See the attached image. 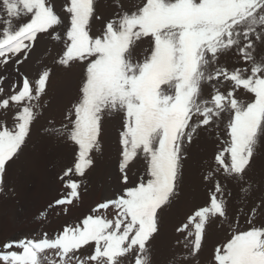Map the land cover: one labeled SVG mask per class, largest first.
Instances as JSON below:
<instances>
[{"label":"snow or ice","instance_id":"1","mask_svg":"<svg viewBox=\"0 0 264 264\" xmlns=\"http://www.w3.org/2000/svg\"><path fill=\"white\" fill-rule=\"evenodd\" d=\"M120 7L93 35V21L101 20L95 0H66V27L51 0H0V66L10 59L22 64L46 35L62 44L59 65L85 69L67 123L45 129L75 146L74 162L60 177L68 191L49 208L79 201L81 182L73 177H84L93 166L105 114H122L119 172L126 185L79 224L53 236L44 232L0 245V264H152L158 210L177 195L185 146L221 124L227 139L204 177L212 185L208 201L177 228L185 233L188 255L200 252L210 222L229 220L221 177L245 195L252 189L250 164L264 141V0H146L133 12ZM145 43L149 48L140 58ZM227 57L237 66L229 69L222 62ZM50 76V69L35 81L22 75L7 96L0 87V110H17L12 127L0 121V193L6 169L40 114ZM5 78L0 76V84ZM247 94L249 102L242 99ZM138 157L146 163L145 175L129 184V165ZM258 209L264 211V199L250 216ZM39 218L46 219L47 211ZM214 261L264 264V227L232 231L217 246Z\"/></svg>","mask_w":264,"mask_h":264},{"label":"rangeland","instance_id":"2","mask_svg":"<svg viewBox=\"0 0 264 264\" xmlns=\"http://www.w3.org/2000/svg\"><path fill=\"white\" fill-rule=\"evenodd\" d=\"M65 2L66 0H51L54 9L65 18L66 27L68 20L63 12ZM144 2L146 0H95L97 14L101 20L93 21V35L102 30L105 21L115 17L121 11V5L124 11L133 12ZM22 22L20 21V23ZM61 46L60 42L46 35L44 39L38 37L35 46L22 64L16 65L15 59H10L7 65L0 66V76L6 77L0 84V87L5 90L4 96L11 94V86L18 84L22 75L27 76L30 81H35L38 75L48 68L50 58L58 57L60 50L57 47L61 48ZM148 48L147 43L143 44L138 49V57L142 58L144 50ZM23 55L24 53H21V56ZM222 62L229 69L237 66L231 57L224 58ZM81 66L83 65L68 67L60 75L59 73L51 74L50 85L48 82L45 96L41 101L43 106L40 109V114L32 126L25 146L18 154V158H15L14 162H10L11 166L6 169L5 192L0 193V202L3 201L4 204L17 203L22 198L28 200L32 198L31 194L34 191L43 195V197L37 198L34 196L32 206H37L36 211L41 208L44 209L42 212L48 211L47 218L40 219L44 223L46 222V226L54 230H63L65 226L79 224L88 215H97L93 209L100 204L98 195L106 185L105 175L108 171H105L104 167L110 166L116 160L120 162L121 159L119 141L123 125L122 114H105L101 121L100 150L94 151L92 154L93 166L85 173L84 177H77V180L81 182L79 201L60 208H49V205H53L68 191L60 177L63 171L72 166L74 162L75 146L70 141L58 138L45 129L67 123L66 113L79 99L81 87L79 67ZM17 67H19V73L16 71ZM52 71L54 72V68L51 69ZM221 91L224 89L222 88ZM4 96H0V99H3ZM242 99L249 102L250 94L243 96ZM14 109L10 106L8 110H0L1 121L8 122L9 127L14 124L12 112ZM50 121H54V125L50 124ZM223 139H227L226 127L221 124L209 131H201L193 138L191 144L185 146V158L182 161L181 176L177 182V195L157 214L158 232L150 242L152 264H215L214 254L217 246L225 244L230 239L232 231L247 230L253 225L264 227V211L258 209L255 216H250L251 209L256 208L264 199V141H261L254 152L248 173V181L252 184L250 193L245 195L235 183L230 187L224 185L229 214L228 222H210L206 227L200 252L195 256L188 255L189 248H185V233L178 232L177 228L187 222L188 216L195 209L206 205L212 185L205 181L204 177L214 168V157L223 147L221 143ZM129 168V175L144 176L146 163L138 157L129 165ZM117 170V173L120 174L119 169ZM45 174L50 176L53 186L49 191L38 192L40 180L45 177ZM119 184H122L121 180H119ZM44 193L48 195L45 196ZM105 200L106 198L103 197L102 201ZM63 207H67V213L62 211ZM38 216L40 217V215ZM250 218L252 219L251 224L248 223Z\"/></svg>","mask_w":264,"mask_h":264},{"label":"bare ground","instance_id":"3","mask_svg":"<svg viewBox=\"0 0 264 264\" xmlns=\"http://www.w3.org/2000/svg\"><path fill=\"white\" fill-rule=\"evenodd\" d=\"M57 49L61 51L60 47L59 48L57 47ZM57 59H58V57L50 58V61H49L50 63L48 65V68L50 70L52 68H54V72L53 71L51 72L52 75L54 73H59V75H60V73H62L64 70H66L65 67L59 65L56 62ZM76 66H72V67H76ZM46 68H47V66H46ZM79 70H80L79 81L82 82V80L84 78V71L85 70H84L83 66L79 67ZM49 85H50V82H49ZM79 96H80V93H79ZM16 111H17L16 109L12 110L13 114H15ZM0 121H1V119H0ZM112 160H114V159H112ZM119 163L120 162L118 160H116L114 163H111L110 166L104 167V170L108 171V173L105 175V181H106L105 188L103 187L104 190H102L98 195V197H99L98 201L100 200L99 201L100 203L103 202L102 201L103 197L106 199L112 198L116 193L120 192L121 189L126 187V185L119 184V180H120V176H121L119 173H117L118 172L117 169H119L118 168ZM49 177L50 176H47L45 174V177L40 180V187L37 189L38 192H46V191H49L50 188H52L51 186H53V184H52L51 179ZM139 177H141V176H139V174H135L134 176H133V174L129 175V184H134V183L138 182ZM75 178L77 180V177H75ZM221 183L224 184L225 186L228 185L229 187L233 184L232 182H226L222 177H221ZM228 193H230V192H228ZM44 195L46 196L48 194L44 193ZM21 196H22V194H21ZM31 196L33 199H34V196H35V198L40 197V196L43 197V195H39L36 191H34L31 194ZM32 198H29L28 200H24L22 198L21 201H18L17 203L11 202L10 204H7V203L4 204L3 201L0 202V245H3L7 241L18 240V239H22L25 237L36 236L38 238L39 235L41 233H44V232L48 233L49 236H53L54 234L62 231V230L50 229L48 226H46V224H45L46 222L44 223L38 216V215H40L38 213H41L43 208L36 211L37 206L36 207L32 206V204L34 203V200ZM17 206H19L18 209H16ZM160 210L161 209H159L158 211L160 212ZM112 215H113L112 210L109 209L108 210L109 218H111ZM47 225H49V224H47ZM49 226H51V225H49ZM61 227L63 228V226H61ZM87 247L89 249H91L93 246L89 245ZM81 251H83V249Z\"/></svg>","mask_w":264,"mask_h":264}]
</instances>
